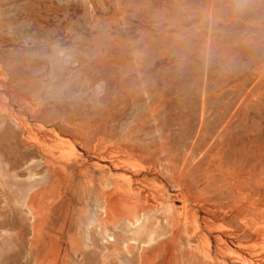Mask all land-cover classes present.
<instances>
[{"label": "rangeland", "instance_id": "1", "mask_svg": "<svg viewBox=\"0 0 264 264\" xmlns=\"http://www.w3.org/2000/svg\"><path fill=\"white\" fill-rule=\"evenodd\" d=\"M0 68V264H264V0H0Z\"/></svg>", "mask_w": 264, "mask_h": 264}, {"label": "bare ground", "instance_id": "2", "mask_svg": "<svg viewBox=\"0 0 264 264\" xmlns=\"http://www.w3.org/2000/svg\"><path fill=\"white\" fill-rule=\"evenodd\" d=\"M1 69V68H0ZM3 76V75H2ZM7 80V79H6ZM6 80H4L5 82L3 83V84H1V86H2V88H5L6 90H7V88H8V85L10 86V84H8V82L6 81ZM11 82V81H10ZM13 85V84H12ZM16 88V87H15ZM14 88V89H15ZM4 89V90H5ZM14 89H12V91H14ZM22 89V88H21ZM2 90V89H1ZM11 91V90H10ZM19 91V90H18ZM17 90H15L14 91V93L13 92H11L10 93V98H16V96H15V92H16V94H17V92H18ZM29 91V90H28ZM8 92V91H7ZM6 94V93H5ZM5 94H3V95H5ZM19 94V93H18ZM0 95H2L1 93H0ZM2 95V96H3ZM8 97V96H7ZM20 97V96H19ZM6 98V97H5ZM24 100V99H23ZM23 102V101H22ZM25 103V102H24ZM22 104V103H21ZM53 131V130H52ZM106 158V157H105ZM105 160V159H104ZM116 166V165H115ZM125 192V191H124ZM109 203H110V201L112 200V199H114L113 197H114V194H110L109 196ZM119 200V199H118ZM117 201V200H116ZM113 205V204H112ZM115 210L117 211V210H119V209H117V208H115ZM108 211L110 212V214H112V213H114L115 211L112 209V207L109 205L108 206ZM244 257H245V255H244ZM247 259V258H246ZM249 260V259H248Z\"/></svg>", "mask_w": 264, "mask_h": 264}]
</instances>
